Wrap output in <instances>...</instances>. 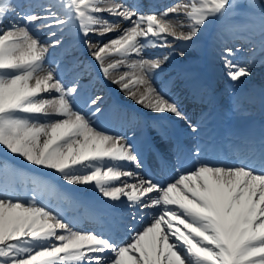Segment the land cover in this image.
<instances>
[{"label":"snow or ice","instance_id":"6c2138e0","mask_svg":"<svg viewBox=\"0 0 264 264\" xmlns=\"http://www.w3.org/2000/svg\"><path fill=\"white\" fill-rule=\"evenodd\" d=\"M213 22L217 39L226 31L248 43L253 56L258 46L264 59V0L259 7L256 0H187L147 12L125 0H0V264H264V138L213 150L215 162L202 160L209 151L199 147L195 160H163L160 171L178 175L157 183L137 171L143 161L136 144L97 126L102 117L108 124L131 121L114 109L105 114L100 96L84 101L87 111L77 107L84 63L63 69L71 76L66 84L63 59L48 60L49 47L67 53L83 37L104 79L127 69L110 82L160 114L153 119L186 120L154 78L170 56L196 48ZM113 32L107 41L90 39ZM179 41L185 44L177 48ZM157 48L171 51L145 58ZM243 51V43L221 49L233 83L252 75V58L237 59ZM89 185L103 198L85 208L99 231L80 229L54 204L78 201L73 186ZM125 201L148 210L150 221L140 228L108 224Z\"/></svg>","mask_w":264,"mask_h":264},{"label":"bare ground","instance_id":"6f19581e","mask_svg":"<svg viewBox=\"0 0 264 264\" xmlns=\"http://www.w3.org/2000/svg\"><path fill=\"white\" fill-rule=\"evenodd\" d=\"M177 0H163L165 3L163 6L157 7L156 11H161L165 7H168L175 3ZM28 0H25V3H27ZM27 11V9H25ZM211 25V24H210ZM210 25L207 27V29L203 30L196 48H186V56L191 62L199 63V61L203 62V70L194 74L193 78L200 84V89L205 90L207 88V84L211 82L212 80V86L213 88H219L218 82L221 81L222 76L225 75V70L223 68V65L221 63L220 53L221 49L224 46V43H227L229 47L241 45L243 43L244 51L238 54L237 59L240 62H244L247 58H252V63L250 64L252 75L248 79H244V84L246 85L247 82L252 83L251 86L248 88L245 87L242 84V86L238 87L239 92H243L240 95H227V91H225V88H219V91L215 94V98L219 99V103L224 106L230 105L232 108L223 110L221 114H215L214 121L218 123H223V129L220 130V135L218 140L214 138V140L211 141L212 135L214 134L215 129H204L202 127H197V131L193 132L192 127H189L188 125H181L182 129H175L178 134H180L185 139V144L187 149L189 150V158L192 160H195V156H192L191 153L194 152V149H197V146L201 145L202 147H212L210 151L218 150L219 146H224L225 148H231L233 144L239 142L242 139H247L255 142L257 145L259 144L261 138H264V129H255L251 134L244 135L241 139L238 138V140L235 141L236 137L238 136L239 132L238 129H249L253 126H255L254 122V110L259 109L260 102L264 98V95H261L259 93H255L249 89H261L264 88V59H262V54L260 53V50L258 46H253L255 48V56L251 52L248 51V43H245L243 40L235 39L232 35H230L228 32H222V40L217 39V30L212 31V36L210 37L208 43H205L203 40V36L205 33H210ZM46 30L39 34H45ZM240 35H243V33H240ZM42 42H44L46 45L49 43L47 36H41ZM169 40L171 38L169 37ZM67 44V40L65 41ZM175 47L179 48L181 45L185 44L183 41L174 42ZM80 48L82 51H80V54H84L86 56V59L89 60V62L92 65V70L94 71L92 75L83 77V80L81 81V85L85 84L90 78H93L95 82H99L102 84L107 92H110V95L112 96V99L107 98V93H105L102 96V99L99 101V107L104 110L105 114H108L110 110H112L113 106L116 103L124 102L126 103V106L128 108H132L135 110H138L140 112L144 111V106L138 105L135 103L133 99H129L125 93L120 91V88L118 85H115L111 83V79L118 78V76L126 71L127 69L124 66H121L119 71L113 73L112 77L110 79L106 80L103 78V76L100 74L98 67L96 66V62L89 58V56L86 54V52H89L88 49L85 50L81 42L79 41ZM60 48V47H59ZM53 49V47H49V51ZM63 49V48H60ZM163 52V51H162ZM66 53H62L61 55H65ZM162 54L158 51H156L155 54L151 55L148 59H156ZM72 62V61H71ZM71 62H67L65 67L70 66ZM169 60L165 63L171 64L174 63V61L168 63ZM55 66V65H52ZM64 65H61L63 67ZM94 67V68H93ZM178 76H181V71H178ZM155 79V78H154ZM224 79V78H223ZM112 86V90L110 91V87ZM101 86L99 84H96L92 86L91 93L93 95H96L98 92H100ZM142 90V89H141ZM241 90V91H240ZM139 95V93H138ZM95 97V96H94ZM242 105H245V107H242ZM257 109V110H258ZM183 112V111H182ZM173 116V115H172ZM174 119H178L175 116H173ZM224 119V120H223ZM179 121H182L178 119ZM103 121V117L101 118V121H97V126L100 122ZM193 124H197L198 121L196 119H193ZM229 133L230 135L234 134V139L232 142H227L225 139L228 137L225 136V134ZM211 135L209 140H205L204 137ZM230 139V138H227ZM131 143H134L132 141H129ZM181 149L180 146H177V149ZM179 150V151H180ZM205 156H201V159L208 160L211 162H214L211 159H204ZM21 163H24L23 161H20ZM31 167V166H28ZM176 175L170 177V179L167 181H159V183H167L174 179ZM79 189V191L76 193V196L78 197V201L76 202H64V201H54V204H56L59 208H63L64 212L62 215H66L68 217H74L77 221V226L80 229L85 230V226H83L82 222L79 221L81 218H87V216L83 215V211H85L86 207H89L91 205V202L96 200H102V197H99V193L96 192V190L92 186H73ZM109 203H118V202H110ZM130 212H133L136 216L139 217V219H136L135 221L126 220V222H130L129 224L134 225L136 228H140L143 225H146L150 219L151 214L148 210L144 211H138L135 208H131L127 205V202L119 203L118 210L112 211L111 217H106L105 219L108 220L110 223H113V217L115 219H118L119 217L126 218L124 214H129ZM128 224V223H126ZM89 229H95L99 231L100 229L98 227H95L94 225H89ZM127 237L125 236V239Z\"/></svg>","mask_w":264,"mask_h":264},{"label":"rangeland","instance_id":"374dc122","mask_svg":"<svg viewBox=\"0 0 264 264\" xmlns=\"http://www.w3.org/2000/svg\"><path fill=\"white\" fill-rule=\"evenodd\" d=\"M257 1H260V0H257ZM203 38H206V35L204 34V36H203ZM249 77H247V79H248ZM247 85H248V83H247ZM247 85H246V87H247Z\"/></svg>","mask_w":264,"mask_h":264}]
</instances>
